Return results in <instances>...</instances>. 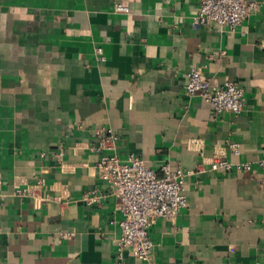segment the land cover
<instances>
[{
	"label": "crops",
	"instance_id": "1",
	"mask_svg": "<svg viewBox=\"0 0 264 264\" xmlns=\"http://www.w3.org/2000/svg\"><path fill=\"white\" fill-rule=\"evenodd\" d=\"M249 1L260 11L231 31L196 27L198 0H0V264H118L101 128L122 160L192 173L189 207L149 231L152 261L123 264H264V0ZM191 68L244 89L245 110L188 98ZM215 155L252 169L213 171ZM39 178L43 200L15 195Z\"/></svg>",
	"mask_w": 264,
	"mask_h": 264
},
{
	"label": "built area",
	"instance_id": "2",
	"mask_svg": "<svg viewBox=\"0 0 264 264\" xmlns=\"http://www.w3.org/2000/svg\"><path fill=\"white\" fill-rule=\"evenodd\" d=\"M198 3L199 12L194 19L196 27L216 25L231 31H235L261 8L260 3L249 0H198ZM114 12L127 15L130 9L118 3L114 5ZM95 52L99 62H106L102 47H96ZM187 76L186 96H200L213 107L216 115H238L245 110V92L236 83L209 82L203 79L198 68H191ZM95 134L99 142L94 150L103 155L97 164L99 175L108 184L117 200L116 209L123 217L119 222L121 235L114 241L116 260L118 264H123L130 254L140 261L150 263L156 244L149 231L157 220L175 218L189 207L185 186L187 177L192 173L181 166L173 169L169 164L162 165L157 172L134 153L122 160L118 155V139L110 130L97 129ZM226 145L232 155L240 153L239 143L226 141ZM259 166L264 169V161ZM211 168L224 173L248 172L252 169L249 163L234 164L224 155H215ZM45 187L46 180L39 178L32 185L17 188L15 195L43 200L40 193H43ZM102 198L98 191L85 195L91 204H99Z\"/></svg>",
	"mask_w": 264,
	"mask_h": 264
}]
</instances>
